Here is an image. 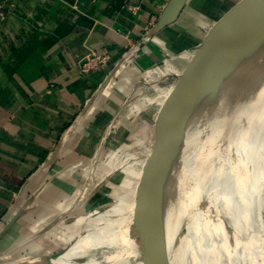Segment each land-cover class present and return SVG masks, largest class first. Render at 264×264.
<instances>
[{"label": "rangeland", "instance_id": "rangeland-1", "mask_svg": "<svg viewBox=\"0 0 264 264\" xmlns=\"http://www.w3.org/2000/svg\"><path fill=\"white\" fill-rule=\"evenodd\" d=\"M244 1L198 0L194 3L192 0L184 9L181 22L150 37L148 32L159 19L156 14L138 31H125L127 43L120 57L115 59L109 52H98L96 64L89 65L87 71H82V68L92 51L80 60L77 70L81 75L89 76L101 71L105 77L110 71L113 76L95 94L93 118L78 132L74 144L63 154L53 153L42 169V178L22 188L18 208L24 209L30 204L33 209L28 213V216L31 215L29 221H36L40 213L50 206V199L59 198L58 206L60 202L68 201L37 232L27 231L24 236L18 237L24 241L16 249H1L0 264H30V260L36 257L41 259L34 264H43L50 252L46 247L35 246L56 223L68 225L79 220V213L75 210L81 200L80 194H86V203L94 196L95 199L100 198V201L96 200V208L101 213L99 216L103 217L84 227L85 233L92 231V240L84 253L61 264H140L164 250L186 254L182 264H208L202 253L189 250L208 225L201 195L188 196L185 184L176 192L177 200L174 202L171 193L162 191L173 177L175 179L179 175V169L194 170L198 166L204 117L188 128L180 165L172 173L176 146L172 143L176 138V126L170 115L176 116L178 101L188 80L184 74L197 62L203 38ZM129 8L137 12L140 6L135 4ZM187 11L192 12L186 14ZM31 13L32 8L27 4L0 0V15L3 16L0 30L4 27L3 34L0 33L2 45L8 46L10 42L17 44L21 39L12 30L19 24L11 18L12 14ZM21 18L32 23L26 15ZM175 26L180 27L176 36L172 33L176 30ZM122 75L124 79H121ZM180 78L184 84L180 83ZM120 84L124 90L118 88ZM106 90L107 96H101ZM92 120L98 122V129L93 133L89 129ZM115 162L117 166L110 170L107 177L94 176L98 166L111 164L114 167ZM253 169L252 165L248 167L249 180H253ZM55 181L58 182V189L52 187ZM120 181L132 189L133 195L128 197L122 189L116 196L110 194L109 185L117 186L122 184ZM140 195L147 196L143 199V202L147 200V204L134 208ZM119 214L135 216V222L121 220L123 218ZM141 217H148V220L143 221ZM161 220L165 223L159 222ZM181 228L186 229L183 236ZM30 239L33 242L28 244ZM114 253L122 257L118 259L111 255Z\"/></svg>", "mask_w": 264, "mask_h": 264}, {"label": "crops", "instance_id": "crops-1", "mask_svg": "<svg viewBox=\"0 0 264 264\" xmlns=\"http://www.w3.org/2000/svg\"><path fill=\"white\" fill-rule=\"evenodd\" d=\"M6 1L27 4L32 13L12 14L11 18L19 23L12 30L21 39L17 44L10 42L8 46L0 43V230L19 210L18 198L22 188L41 179L42 169L53 153L63 154L74 144L86 122L93 118L95 94L110 71L105 77L101 71L89 76L81 75L77 70L80 60L91 51L109 52L115 59L120 57L127 43L125 31L134 33L152 15L159 17L168 2ZM191 1L187 0L179 17L163 29L181 22L184 9ZM135 4L140 6L137 12L129 8ZM22 15L28 16L32 23L22 20ZM2 20L0 15V22ZM175 28L172 33H180V27ZM3 30L4 27L1 34ZM107 93L108 90L101 96H107ZM97 123L96 120L90 122L91 133L98 129ZM102 166L96 168L94 176L97 178L107 177L117 164L115 162L114 167L111 164ZM32 209L29 204L21 217ZM111 255L118 259L122 257L117 253Z\"/></svg>", "mask_w": 264, "mask_h": 264}, {"label": "bare ground", "instance_id": "bare-ground-1", "mask_svg": "<svg viewBox=\"0 0 264 264\" xmlns=\"http://www.w3.org/2000/svg\"><path fill=\"white\" fill-rule=\"evenodd\" d=\"M201 137L198 166L194 170L179 169L175 182L172 180L162 188L164 193H171L186 184L188 196L201 195L208 225L189 250L202 253L208 264H264V31L246 38L233 53L223 93L216 107L204 116ZM250 165L254 168L253 180H249ZM57 185L55 181L53 189H58ZM109 187L110 194L115 196L121 189L128 197L133 193L126 183ZM85 195L80 194L75 210L79 220L68 225L56 223L35 246L48 248L50 254L66 248L51 264H61L84 253L92 240V231L85 233L84 227L103 216H99L101 213L96 208L100 198L94 196L86 203ZM145 198L140 195L134 208L140 204L145 206ZM58 199H50V206L36 221H29L31 215H25L5 235L0 250L16 249L24 241L18 237L27 231L37 232L53 219L68 201L58 206ZM118 216L131 222L136 219L124 214ZM142 220L147 221L148 217ZM32 242L30 239L28 244ZM186 257V254L164 250L140 264H182ZM40 259L36 257L30 264Z\"/></svg>", "mask_w": 264, "mask_h": 264}, {"label": "water", "instance_id": "water-1", "mask_svg": "<svg viewBox=\"0 0 264 264\" xmlns=\"http://www.w3.org/2000/svg\"><path fill=\"white\" fill-rule=\"evenodd\" d=\"M186 2L187 0H168L157 23L148 32V36H152L173 23L179 17ZM262 31H264V0H245L211 33L209 32L210 34L208 33L200 52L197 53L199 54L197 62L190 71L184 74L188 80L178 101L176 116L170 115L176 126V138L172 143L176 145L172 173L180 165L188 128L195 125L219 103L225 86L227 70L236 48L246 38ZM112 76L111 72L105 83ZM182 83L184 84V81ZM174 180L173 177V182ZM171 198L174 202L177 200L175 189L171 192ZM23 211V208L19 209L4 225L0 230V238L16 223ZM159 222L165 223L162 220ZM185 232L186 229L181 228L182 236ZM65 249L46 255L43 264H51L54 259L64 253Z\"/></svg>", "mask_w": 264, "mask_h": 264}, {"label": "built area", "instance_id": "built-area-1", "mask_svg": "<svg viewBox=\"0 0 264 264\" xmlns=\"http://www.w3.org/2000/svg\"><path fill=\"white\" fill-rule=\"evenodd\" d=\"M139 46V45H137ZM96 56H98V54L96 52H91L90 56L87 58L86 63L84 64V68H82V71H87L89 68V65H92V63L96 64Z\"/></svg>", "mask_w": 264, "mask_h": 264}]
</instances>
